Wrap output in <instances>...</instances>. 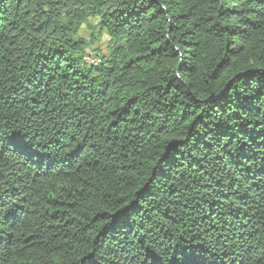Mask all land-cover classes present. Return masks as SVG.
<instances>
[{"label":"trees","instance_id":"trees-1","mask_svg":"<svg viewBox=\"0 0 264 264\" xmlns=\"http://www.w3.org/2000/svg\"><path fill=\"white\" fill-rule=\"evenodd\" d=\"M90 18L111 40L98 64L79 34ZM262 65L260 0H0V146L21 144L0 158L14 208L0 215V264H140L147 245L192 264H264ZM242 81L249 110L225 125ZM203 109L256 146L247 194L218 191L189 155ZM152 224L159 247L142 235Z\"/></svg>","mask_w":264,"mask_h":264},{"label":"snow or ice","instance_id":"snow-or-ice-1","mask_svg":"<svg viewBox=\"0 0 264 264\" xmlns=\"http://www.w3.org/2000/svg\"><path fill=\"white\" fill-rule=\"evenodd\" d=\"M260 2L264 3V0H260ZM159 6L161 8L166 7V5L163 4H160ZM261 67H264V65ZM236 79L241 78L236 77ZM233 83H235V80H233ZM242 85L243 81L241 85H237L236 90L239 91L240 96L237 98L239 103H237L236 108H232V103H235V101L226 104V108L230 110L232 114L227 115V120L224 121L225 125L227 124V121L234 120V116L237 113H243L249 110L247 106L248 95L245 93ZM10 87H13V90H15V86ZM203 102L206 104L213 103L208 101L207 98H204ZM212 111L214 115L215 109ZM203 112L204 115H201L200 113L195 114V116L199 117V119L196 120L194 116L195 123L193 121H189V126L194 130L195 135L198 136V140L192 141L189 146V155H192L191 148H195L196 151L201 154V158L206 161L208 165V167L205 168V173L211 175L212 180L217 182L219 185V188L217 189L218 191L222 192L223 190L227 189L233 195H235L241 192L243 189L244 194H247L251 191V186L247 188L244 187L245 182L249 179L248 173L252 172V169L257 168L254 156L250 155L249 152L254 154L256 152V146L251 140H247L244 136H240L234 128L222 126L219 122L221 119L220 117H217V122L213 123L212 116L208 114V109H203ZM204 116H208L207 121L204 120ZM241 119L246 120L247 117L241 116ZM196 124H200L201 127L197 129ZM233 136L236 137L238 143L233 144ZM223 137H228V139L222 141ZM178 139H181L182 142L188 144L192 139V134L190 133L186 137H178ZM22 140L23 138L21 137L20 141ZM2 141H5L4 133H0V142ZM7 143H15L17 145V149H19L21 146L20 142L16 141L12 136L7 137ZM7 143L0 146V158L4 157V149L7 147ZM174 147L175 145L170 146V150ZM212 153L215 154L212 155ZM260 153L262 156H264V148L260 150ZM165 159H168V157H165ZM245 161H251V163L249 164ZM197 162L199 163V160ZM233 162L239 166L236 168H230L229 165ZM169 164L170 166H173V161L170 160ZM200 166L204 167V164H201ZM259 170L262 174H264V166H262ZM217 172L219 175H215ZM2 174V170H0V175ZM252 174L253 176L255 175V173ZM200 178L203 179V174H201ZM262 178H264V176H262ZM234 185L237 187H233ZM206 186L211 187V181L207 182ZM200 195L201 198H203L204 194L201 193ZM191 198L194 199L195 197ZM129 209H126V211ZM13 210L14 208L9 204V201L5 200L3 196L0 195V215H4L5 218H8L11 216ZM140 227L144 228V225H141ZM156 230L155 224L149 225L148 227L144 228L142 235L145 239L152 240L153 243H156L157 247H159L163 241H159L157 243L155 238L151 235V233ZM171 238L172 237H169V239ZM178 243H180L179 240ZM168 247L171 246H165L160 253H157L151 245H147L145 247L143 259L140 260V264H192V262L186 257L185 259H177L175 258V255H173L172 258L166 259L165 255L167 253ZM225 255H227V252ZM232 264H235V262L233 261Z\"/></svg>","mask_w":264,"mask_h":264},{"label":"rangeland","instance_id":"rangeland-1","mask_svg":"<svg viewBox=\"0 0 264 264\" xmlns=\"http://www.w3.org/2000/svg\"><path fill=\"white\" fill-rule=\"evenodd\" d=\"M79 34L87 41L88 52L96 56H108L111 51V40L105 32L101 33L97 19L90 18L87 27L83 25Z\"/></svg>","mask_w":264,"mask_h":264},{"label":"built area","instance_id":"built-area-1","mask_svg":"<svg viewBox=\"0 0 264 264\" xmlns=\"http://www.w3.org/2000/svg\"><path fill=\"white\" fill-rule=\"evenodd\" d=\"M85 61L89 64H98L101 62L102 58L100 55H93L91 52L85 55Z\"/></svg>","mask_w":264,"mask_h":264},{"label":"clouds","instance_id":"clouds-1","mask_svg":"<svg viewBox=\"0 0 264 264\" xmlns=\"http://www.w3.org/2000/svg\"><path fill=\"white\" fill-rule=\"evenodd\" d=\"M82 23H84L85 27H87V21H84ZM101 58H102V56H101Z\"/></svg>","mask_w":264,"mask_h":264}]
</instances>
